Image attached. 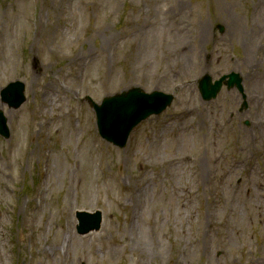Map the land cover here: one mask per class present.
I'll list each match as a JSON object with an SVG mask.
<instances>
[{
  "label": "rangeland",
  "instance_id": "obj_1",
  "mask_svg": "<svg viewBox=\"0 0 264 264\" xmlns=\"http://www.w3.org/2000/svg\"><path fill=\"white\" fill-rule=\"evenodd\" d=\"M262 45L264 0H0V264H263ZM231 73L244 96L202 97ZM17 80L26 101L11 108L1 91ZM134 86L175 100L120 148L88 97ZM173 156L188 159L177 194ZM202 160L217 173L201 187ZM132 177L149 183L135 209ZM78 211L100 212V229L80 234Z\"/></svg>",
  "mask_w": 264,
  "mask_h": 264
},
{
  "label": "water",
  "instance_id": "obj_2",
  "mask_svg": "<svg viewBox=\"0 0 264 264\" xmlns=\"http://www.w3.org/2000/svg\"><path fill=\"white\" fill-rule=\"evenodd\" d=\"M226 77L211 83L208 77L201 83V92L205 99H211L220 91ZM237 84L240 88L241 79L236 74L230 75L228 85L232 87ZM25 85L17 81L11 83L3 92L4 101L10 106L19 107L25 101ZM174 96L155 91L146 93L140 88H132L129 91L106 98L101 105L93 102L97 113L98 125L101 134L118 146H124L133 127L152 113H160L173 101ZM0 133L9 136L10 131L6 124V118L0 111ZM81 226L79 231L86 233L99 229L102 217L101 213L89 214L79 213Z\"/></svg>",
  "mask_w": 264,
  "mask_h": 264
},
{
  "label": "bare ground",
  "instance_id": "obj_3",
  "mask_svg": "<svg viewBox=\"0 0 264 264\" xmlns=\"http://www.w3.org/2000/svg\"><path fill=\"white\" fill-rule=\"evenodd\" d=\"M255 53H256V56H261V54H263L264 53V45H262L261 47H259V48H257V49H255ZM251 54H253V53H251ZM249 61H250V65H248L247 67L249 68V70H256L257 68L255 67V65L256 66H260L259 65V61H262V60H252L251 58H250V56H249ZM248 61V62H249ZM247 62V61H246ZM261 86H264V79H261L260 78V73H259V82H258ZM257 123H259V122H257ZM49 124H50V121L48 120V121H45V122H43L42 124H41V130H43V128H47V127H49ZM254 137V136H253ZM256 140V139H255ZM251 141V140H250ZM249 144H251L250 142H249ZM242 149H244V150H247L248 149V146H247V143H246V141L243 143V146H242ZM256 149L258 150V151H262V153H264V146H262V148L260 149V145L259 146H257L256 147ZM146 160L147 161H149V158H147L146 157V159H142L141 160V164L143 165V166H145L146 165ZM187 158L185 157V158H183V159H181V158H179L178 156H173L170 160H168V163L169 164H173L174 165V177H172V181H173V185H174V190H173V194H177V191H178V187H177V181H176V173L178 174L179 173V168L180 167H182V163H179V162H187ZM198 160H199V158H198ZM218 160V159H217ZM215 162V161H214ZM214 162H211V164H210V170H209V162H208V160L206 161H201L200 162V166L202 167V169H201V172L199 173V175H198V180L196 181V183H197V185H199V186H201L202 187V185L203 186H206L207 184H208V182L210 181V179H211V173H214L215 174V172L217 173V170H216V168H215V164H214ZM165 163V162H164ZM167 164V163H166ZM169 164H167V166L168 167H170V168H173V166L172 165H169ZM221 177V182H220V184H223V185H225V179H226V177H227V175H226V173L224 174V176H220ZM148 180L147 181H144V182H141V181H139L136 177H132V179L130 180V182H129V188H130V190H131V194H130V198H131V200H132V207H133V209H135V206H139V204L141 203H143L142 202V194H144V193H146V191L148 190ZM227 189H228V187H226ZM223 192H222V195H223V197H226L225 196V194H227V196H228V193H226V190L223 188ZM231 191V190H230ZM229 195H230V197H231V199L230 200H228L227 201V206L229 207V209L231 210V212L232 211H235V209H234V204H233V201L235 200L233 197H235L236 195H235V193L234 192H230L229 193ZM226 199H228L227 197L224 199V200H226ZM135 204V205H134ZM264 214V213H263ZM251 216H252V214H250ZM258 217L259 218H261L260 217V215H258ZM259 220H261V219H259ZM128 228L129 229H131V230H133V225L132 224H128ZM132 231H130L129 230V233H131ZM67 235H69V236H73V232H72V227H71V225H70V227L67 229V233H66ZM263 264H264V259H263Z\"/></svg>",
  "mask_w": 264,
  "mask_h": 264
}]
</instances>
